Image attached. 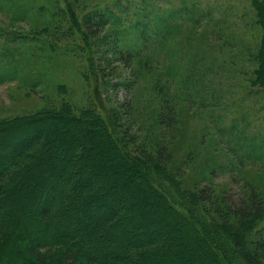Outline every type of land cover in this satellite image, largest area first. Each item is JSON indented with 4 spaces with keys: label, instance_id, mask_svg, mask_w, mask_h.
<instances>
[{
    "label": "trees",
    "instance_id": "16d2710c",
    "mask_svg": "<svg viewBox=\"0 0 264 264\" xmlns=\"http://www.w3.org/2000/svg\"><path fill=\"white\" fill-rule=\"evenodd\" d=\"M104 1L83 10L73 0H54L53 24L41 29L59 46L81 52L92 102L77 106L60 98L0 118V264H264L258 190L234 200L210 188L184 187L163 155L134 144L102 99L94 39L104 40L107 53L125 66L152 59L141 55L145 40L137 48L124 45L126 30L115 25L121 20L110 7L119 0ZM250 2L260 28L250 82L264 90V0ZM175 4L170 17L185 0ZM199 17L182 18L193 29ZM159 23L163 39L154 49L183 50L176 42L181 30L168 20ZM187 26L184 41L194 34Z\"/></svg>",
    "mask_w": 264,
    "mask_h": 264
},
{
    "label": "rangeland",
    "instance_id": "374dc122",
    "mask_svg": "<svg viewBox=\"0 0 264 264\" xmlns=\"http://www.w3.org/2000/svg\"><path fill=\"white\" fill-rule=\"evenodd\" d=\"M73 1L83 10L97 2ZM176 2L110 5L121 20L115 25L126 30L120 34L124 45L137 48L145 40L141 55L153 60L147 58L143 67L135 60L125 66L107 53L104 40L94 39L102 99L134 144L163 155L166 169L184 187L210 188L217 197L234 200L256 188L264 198V90L250 82L260 28L251 2L185 0V8L170 17L168 10L178 11ZM54 7V0H0V118L57 104L60 98L77 106L92 102L81 52L59 46L41 30L52 26ZM195 13L200 21L191 22L199 27L192 29L183 18ZM165 20L181 30L176 42L183 50L160 54L154 49L163 39L159 21ZM186 26L194 34L184 41L180 33H187ZM172 46L169 40L166 47ZM103 60L108 69L103 70Z\"/></svg>",
    "mask_w": 264,
    "mask_h": 264
}]
</instances>
